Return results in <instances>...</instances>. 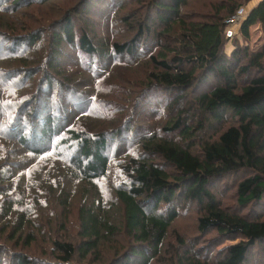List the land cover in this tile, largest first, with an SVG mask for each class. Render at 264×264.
Instances as JSON below:
<instances>
[{"label":"trees","instance_id":"16d2710c","mask_svg":"<svg viewBox=\"0 0 264 264\" xmlns=\"http://www.w3.org/2000/svg\"><path fill=\"white\" fill-rule=\"evenodd\" d=\"M0 0V264H264V0Z\"/></svg>","mask_w":264,"mask_h":264},{"label":"built area","instance_id":"2783aa9c","mask_svg":"<svg viewBox=\"0 0 264 264\" xmlns=\"http://www.w3.org/2000/svg\"><path fill=\"white\" fill-rule=\"evenodd\" d=\"M247 14L248 13L246 12L245 8H242L233 17L226 21V24L228 26L226 33L227 37L231 38L237 33L239 26L244 21Z\"/></svg>","mask_w":264,"mask_h":264},{"label":"rangeland","instance_id":"374dc122","mask_svg":"<svg viewBox=\"0 0 264 264\" xmlns=\"http://www.w3.org/2000/svg\"><path fill=\"white\" fill-rule=\"evenodd\" d=\"M261 0H254L250 7L245 8L246 12H249V9L255 7ZM239 29V28H238ZM264 44L263 33L259 26L251 28V48L252 50H257Z\"/></svg>","mask_w":264,"mask_h":264},{"label":"crops","instance_id":"0c3cea01","mask_svg":"<svg viewBox=\"0 0 264 264\" xmlns=\"http://www.w3.org/2000/svg\"><path fill=\"white\" fill-rule=\"evenodd\" d=\"M260 29H261V27H260Z\"/></svg>","mask_w":264,"mask_h":264}]
</instances>
